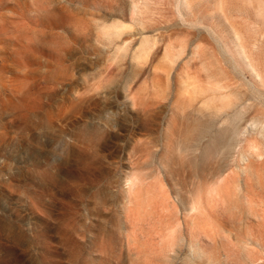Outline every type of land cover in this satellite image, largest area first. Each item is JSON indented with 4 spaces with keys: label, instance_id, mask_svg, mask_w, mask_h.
<instances>
[{
    "label": "rangeland",
    "instance_id": "1",
    "mask_svg": "<svg viewBox=\"0 0 264 264\" xmlns=\"http://www.w3.org/2000/svg\"><path fill=\"white\" fill-rule=\"evenodd\" d=\"M0 264H264V0H0Z\"/></svg>",
    "mask_w": 264,
    "mask_h": 264
}]
</instances>
